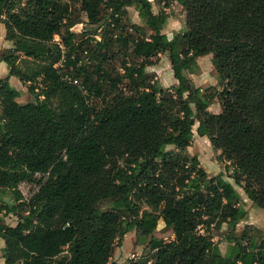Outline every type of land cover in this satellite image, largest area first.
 <instances>
[{
	"label": "trees",
	"instance_id": "1",
	"mask_svg": "<svg viewBox=\"0 0 264 264\" xmlns=\"http://www.w3.org/2000/svg\"><path fill=\"white\" fill-rule=\"evenodd\" d=\"M169 1L0 0L12 44L0 49L3 264H264V238L237 227L248 210L236 188L264 209V98L256 97L260 84L264 97V0H173L185 27L171 37ZM153 4L163 5L155 13ZM129 6L141 24L122 23ZM106 19L114 37L72 29ZM112 48L121 71L108 63ZM159 53L176 79L170 87L146 73ZM209 53L221 90L190 79ZM9 76L35 98L20 102ZM215 98L218 112L208 109ZM194 134L221 151L227 177L209 176L186 153ZM21 182L38 188L25 198ZM160 219L173 239L152 235ZM132 229L150 237L148 250L110 261Z\"/></svg>",
	"mask_w": 264,
	"mask_h": 264
},
{
	"label": "rangeland",
	"instance_id": "2",
	"mask_svg": "<svg viewBox=\"0 0 264 264\" xmlns=\"http://www.w3.org/2000/svg\"><path fill=\"white\" fill-rule=\"evenodd\" d=\"M163 4H153L152 10L153 12H157L159 8ZM80 3H76V7H79ZM169 13V18L167 20V24L163 28V32L168 36L171 37L173 33L182 30L185 27V12L181 5H179L176 1H169V6L165 9ZM84 18V17H83ZM85 19V18H84ZM85 21V20H84ZM123 24H131V23H140L137 11L134 7L129 6L127 7V18L122 20ZM3 24L0 23V49L5 47L4 44L11 43L7 42L5 39V28L2 30L1 27ZM74 31L80 33L82 38L85 37H93L94 39L100 41L103 36L105 38L114 37L112 36L111 29L112 24L110 23L109 19L102 20L96 24H88L87 22L75 24L72 28ZM55 39V37H54ZM6 40V41H5ZM114 49L112 48L109 52L110 58L108 59V63L118 70H122L120 67V63L118 58L113 56ZM208 58H203L201 60L197 59V62L200 66V73H203L202 86L208 84L210 81H213L218 87V90L221 88L216 84L215 79V70L214 66L211 62L212 55L209 53L207 55ZM152 63L146 66V73L149 76V81L155 82L157 86L165 87L164 82L168 83L169 79L171 78V66L169 60L167 58L166 53H159L150 60ZM4 67L6 66L3 64ZM1 76V75H0ZM195 80L198 82L199 80L196 79V76L193 75ZM213 79V80H212ZM215 79V80H214ZM13 82V81H12ZM15 87V85H14ZM120 88L127 92V88L125 87V83L120 84ZM263 84H260L258 91H257V99L263 100L262 94ZM18 89L22 92L21 96L18 98L20 102L27 101L29 99L35 98V92H31L28 89V83L23 84V87L18 86ZM36 91V90H35ZM102 97L105 100L110 98V94L108 91V86L106 84L102 85ZM220 107L219 101L215 98L209 105L210 111H218ZM197 125V122L195 123ZM194 126V129L196 127ZM186 153L189 155H196L199 160V165L207 172L209 176L217 174L218 172H223V174L227 177L228 173L231 171V168L228 170L224 169V161H220L218 158L219 154L221 153L220 150H216L212 148L210 141L208 138L199 137L198 135L194 134V138L189 147L186 149ZM37 178L39 175L36 176ZM230 181L232 179L228 178ZM38 185L36 182H21L19 184V189L22 191L25 198H28L35 190H37ZM237 190L242 196L244 207L248 210V214L246 218L241 221L237 227L240 229L244 224L248 223L251 226L252 232L259 236L260 238H264V209L260 208L256 205H253L251 200L246 197L243 190L236 186ZM246 199V200H245ZM98 207L101 210H107L110 208V204L106 201H102L98 204ZM252 219V220H251ZM5 221L9 224L14 225L16 222V218L12 214H8L5 217ZM153 236L158 238H162L165 241H169L173 239V233L171 230L165 229L163 226V221L160 219L158 222L157 228L152 233ZM150 237L141 238L138 237V234L135 229L129 230L127 233L124 234L120 243L117 244L115 242L114 249L112 255L110 257V261L116 262H128L130 259H137L142 253L148 250V241ZM217 240V238H214ZM218 246L222 252L226 249L225 241L221 240L218 242ZM3 247L4 242L3 240L0 241V259L3 256Z\"/></svg>",
	"mask_w": 264,
	"mask_h": 264
},
{
	"label": "crops",
	"instance_id": "3",
	"mask_svg": "<svg viewBox=\"0 0 264 264\" xmlns=\"http://www.w3.org/2000/svg\"><path fill=\"white\" fill-rule=\"evenodd\" d=\"M3 27H1L2 28V30L4 29V25H2ZM5 36V35H4ZM6 41V40H5ZM7 42H8V40H7ZM10 42V41H9ZM12 44L11 43H6V44H4V46L5 47H9V46H11ZM208 54H206V55H203V56H199L197 59L198 60H201V59H203V58H208L209 59V57L207 56ZM3 64H5L4 62H2V61H0V78H2V77H5L7 74H8V68H7V66H5L4 67V65ZM6 65V64H5ZM171 72H172V69H171ZM172 75H171V78L169 79V81H168V83H165L164 82V86L165 87H170V86H172V85H174L175 83H176V79L173 77V73H171ZM193 75L194 76H196V79H198L199 81L197 82L196 80H195V78L193 77ZM201 78H203V73H200V74H191L190 75V79L192 80V82L196 85V86H202V81H200L201 80ZM213 80V79H212ZM215 80V79H214ZM9 81H10V83L12 84V85H15V87L18 89V86H20V87H23V83L17 78V77H15V76H9ZM13 81V82H12ZM216 81V80H215ZM208 84H215L213 81H210ZM204 86V85H203ZM209 108V107H208ZM220 110V107H219V109H218V111ZM218 111H213V112H218ZM200 137V136H199ZM202 137H204V138H207L206 136H202ZM246 200V199H245ZM0 241H1V239H0ZM3 262H4V259H3V257H1V259H0V264H3Z\"/></svg>",
	"mask_w": 264,
	"mask_h": 264
},
{
	"label": "built area",
	"instance_id": "4",
	"mask_svg": "<svg viewBox=\"0 0 264 264\" xmlns=\"http://www.w3.org/2000/svg\"><path fill=\"white\" fill-rule=\"evenodd\" d=\"M55 41H56L57 43H59V46H60L61 48H63L62 44L60 43V39H59V37L56 36V35H55ZM73 82H74V83H78L77 80H73ZM35 90L37 91L38 88H35ZM39 97H41V95H40Z\"/></svg>",
	"mask_w": 264,
	"mask_h": 264
},
{
	"label": "bare ground",
	"instance_id": "5",
	"mask_svg": "<svg viewBox=\"0 0 264 264\" xmlns=\"http://www.w3.org/2000/svg\"><path fill=\"white\" fill-rule=\"evenodd\" d=\"M252 220V219H251Z\"/></svg>",
	"mask_w": 264,
	"mask_h": 264
},
{
	"label": "water",
	"instance_id": "6",
	"mask_svg": "<svg viewBox=\"0 0 264 264\" xmlns=\"http://www.w3.org/2000/svg\"><path fill=\"white\" fill-rule=\"evenodd\" d=\"M4 254V253H3Z\"/></svg>",
	"mask_w": 264,
	"mask_h": 264
}]
</instances>
